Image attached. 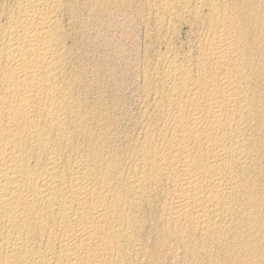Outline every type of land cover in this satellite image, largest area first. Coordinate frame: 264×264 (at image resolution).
<instances>
[{
  "label": "bare ground",
  "instance_id": "bare-ground-1",
  "mask_svg": "<svg viewBox=\"0 0 264 264\" xmlns=\"http://www.w3.org/2000/svg\"><path fill=\"white\" fill-rule=\"evenodd\" d=\"M98 14L144 26L134 117ZM170 250L264 264V0H0V264Z\"/></svg>",
  "mask_w": 264,
  "mask_h": 264
},
{
  "label": "rangeland",
  "instance_id": "rangeland-1",
  "mask_svg": "<svg viewBox=\"0 0 264 264\" xmlns=\"http://www.w3.org/2000/svg\"><path fill=\"white\" fill-rule=\"evenodd\" d=\"M118 18H120V16ZM118 18L115 17L114 19H118ZM95 19L99 24L98 28L100 27L99 28L100 35L97 37V39L99 38L98 43L95 45L96 47L94 48L91 42H87L88 44L87 45L85 44L86 51L88 53L92 51V53L89 54L91 55L94 54V56H96L95 53H97L96 57L100 58L101 60L99 67L100 69L103 67L101 70L103 72L101 73H103L102 75H104V79L108 71L107 70L105 72V69L110 68L112 65L119 64L118 66L115 65V68L117 71L116 76H118L119 79L121 78L120 80L122 81L123 85L126 86V88L123 86V90H122L124 92V93L122 92V95L123 96L125 95L124 106H126V110L127 112H129L130 116L134 117V115H136L139 110V99H138V93L140 89L139 74L141 72L140 70L142 69V63L140 62L143 57L142 54L144 53L143 51L146 43V41H144L145 40L144 26L142 25V22L138 17L136 18V16L131 14H128V16L125 19H120L115 25L112 24V19L107 18V16H100L98 14L95 17ZM181 29L179 31V37L180 40H184L186 38V36L184 35H186L187 28L182 27ZM115 46H117L120 50L117 56L114 54ZM91 48L93 49L90 51ZM104 60L105 61L107 60V62H105ZM115 61H117L118 63L117 62L115 63ZM106 66L108 68H106ZM118 70L120 71V73H118L119 72ZM107 77L109 78L108 75L106 76V78ZM108 84L109 85L112 84V81L109 82ZM127 95L130 98L127 97ZM162 264H185V261L182 255L178 251L170 250L167 253H165V256L162 259Z\"/></svg>",
  "mask_w": 264,
  "mask_h": 264
}]
</instances>
